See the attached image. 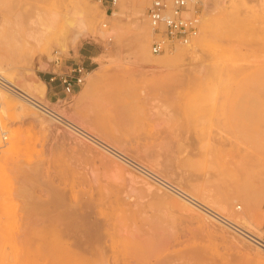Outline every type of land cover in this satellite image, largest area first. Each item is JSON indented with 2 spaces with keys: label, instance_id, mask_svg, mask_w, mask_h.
<instances>
[{
  "label": "rangeland",
  "instance_id": "1",
  "mask_svg": "<svg viewBox=\"0 0 264 264\" xmlns=\"http://www.w3.org/2000/svg\"><path fill=\"white\" fill-rule=\"evenodd\" d=\"M112 1L33 0L18 25L25 3L0 0V65L29 90L55 50L84 58L74 94L58 80L50 101L31 94L98 139L9 93L0 264H264L260 244L163 184L264 238V0H199L197 37L160 54L152 0Z\"/></svg>",
  "mask_w": 264,
  "mask_h": 264
},
{
  "label": "built area",
  "instance_id": "2",
  "mask_svg": "<svg viewBox=\"0 0 264 264\" xmlns=\"http://www.w3.org/2000/svg\"><path fill=\"white\" fill-rule=\"evenodd\" d=\"M116 1L117 0H113V4H115ZM147 18L151 27L152 51L156 54H160L176 44L188 45L197 37L200 27V1L152 0L147 8ZM51 64L53 65L54 70L51 71L52 77L50 81H59L66 98L69 95L74 94V92L85 83L88 74V66L85 64V60L82 57H79L78 59L64 58L59 50H55ZM0 86L10 87L1 72ZM39 106L48 114L57 116L56 112L50 107L45 105ZM84 134L85 136L92 138L88 133ZM8 136L9 131L2 125L0 120V156L2 149L7 143ZM164 184L188 199L194 205L203 209L211 217L231 226L244 236L253 238V241L264 246L261 240L251 236L245 229L230 221L218 211L196 200L179 188L169 183Z\"/></svg>",
  "mask_w": 264,
  "mask_h": 264
},
{
  "label": "bare ground",
  "instance_id": "3",
  "mask_svg": "<svg viewBox=\"0 0 264 264\" xmlns=\"http://www.w3.org/2000/svg\"><path fill=\"white\" fill-rule=\"evenodd\" d=\"M17 2L19 3H25L23 5V8L22 9H19L16 13V16H17V21H18V25L20 24V22L23 20V18L25 17V14L27 13L26 10H27V4L30 3L31 1L33 0H16ZM26 1V2H25ZM144 7V6H143ZM3 11V9H1ZM57 16V15H56ZM146 18V17H145ZM92 19V18H91ZM4 20V15L3 13L0 12V21ZM66 21L67 23L69 24H73V20L72 18L67 14V17H66ZM16 30L19 29V26H15ZM192 43V42H191ZM190 43V44H191ZM188 44V45H190ZM41 67V66H40ZM0 68L3 69V67L0 65ZM3 73H4V77L7 81V83L9 84L10 87H2L0 86V107L3 106V107H7V108H13V107H17V104L15 102L12 101V99H10V95L9 93H12L14 95H17L20 99H23L24 101H27L28 103H30L31 105H33L34 107L38 108L40 111H42L43 113L47 114L48 116L54 118L56 121L58 122H63L67 125H69L70 127H72L73 129H75L77 132L85 135L84 133H88L89 135L92 136L91 132L89 133L87 130H85L83 127H81L80 125L72 122L71 120L67 119L64 115H62L61 113H59L57 110H55L54 108V105H55V102H49V104L46 102H43L41 101V99H37L36 97H34L32 94H31V91L32 92H35V93H39V95L41 97H44L46 100L50 101L47 94H46V91H47V86H46V81L45 80H41V84L35 86V87H30V91L21 87L19 84H17L13 78V76L6 72L4 69H3ZM88 89V88H87ZM81 96V95H80ZM86 97V96H85ZM62 99H58L56 101V103H60ZM39 105H45L47 107H50L51 109H53L57 116H54V115H51V114H48L46 111H44ZM53 105V106H52ZM18 107H20L19 109L21 108H24L23 105H21V102L20 104L18 105ZM57 109V108H56ZM9 137V136H8ZM10 137H11V146L9 145L8 147V151L10 152V155L15 151V143L12 142V139L15 138V134L13 132H10ZM96 136H92L93 139L91 140H95ZM98 138V137H97ZM98 139H96L95 141H97ZM100 140V139H99ZM100 144H102L105 149H109L111 151L114 152V150L112 149L113 147L110 146L109 144H103L102 140L99 141ZM119 154V153H118ZM128 161V160H127ZM131 163V162H130ZM135 165V164H134ZM157 180V178H156ZM162 181V180H160ZM164 184V183H163ZM166 186V185H165ZM171 189V188H170ZM174 191V190H173ZM198 200V199H197ZM201 202V201H200ZM239 220H241L242 222L244 223H248V218L245 217V216H241V217H237ZM229 219V218H228ZM232 221V220H231ZM237 224V223H236ZM240 226V225H239ZM242 227V226H241ZM243 228V227H242ZM245 229V228H243ZM246 230V229H245ZM246 232H248L251 236H254L255 238L261 240L264 244V238H262L261 236L259 235H256L255 233L251 232L250 230H246ZM243 235V234H242ZM245 238H249L248 237H245ZM251 240L253 238H250ZM263 248L264 246L261 245ZM259 248V247H257ZM262 248V249H263ZM264 250V249H263Z\"/></svg>",
  "mask_w": 264,
  "mask_h": 264
},
{
  "label": "crops",
  "instance_id": "4",
  "mask_svg": "<svg viewBox=\"0 0 264 264\" xmlns=\"http://www.w3.org/2000/svg\"><path fill=\"white\" fill-rule=\"evenodd\" d=\"M107 1V0H106ZM81 55H83V57L85 58H91L93 56V51L87 47H84V45H82L81 47ZM84 59V58H83ZM85 60V59H84ZM52 77V75L48 74L45 76V81L50 80ZM54 81V80H53ZM63 91V90H62ZM57 93V92H56ZM61 99V98H60Z\"/></svg>",
  "mask_w": 264,
  "mask_h": 264
}]
</instances>
